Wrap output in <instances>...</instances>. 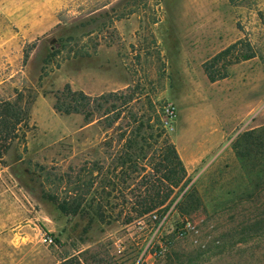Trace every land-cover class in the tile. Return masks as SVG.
I'll use <instances>...</instances> for the list:
<instances>
[{"label": "rangeland", "instance_id": "374dc122", "mask_svg": "<svg viewBox=\"0 0 264 264\" xmlns=\"http://www.w3.org/2000/svg\"><path fill=\"white\" fill-rule=\"evenodd\" d=\"M65 84L151 100L185 168L157 213L168 214L167 248L139 264H264V180L234 147L264 127V0H0V98L34 96L25 150L0 163V264H136L152 226L144 217L139 230L128 209L139 179L123 199L116 171L117 190L102 193L121 126L55 112ZM42 193L78 199L79 212L61 213ZM182 221L190 228L177 238Z\"/></svg>", "mask_w": 264, "mask_h": 264}, {"label": "trees", "instance_id": "16d2710c", "mask_svg": "<svg viewBox=\"0 0 264 264\" xmlns=\"http://www.w3.org/2000/svg\"><path fill=\"white\" fill-rule=\"evenodd\" d=\"M227 52L228 50L221 52L215 58ZM250 57L244 56L243 59ZM26 59L27 53L24 52L23 62ZM207 77L210 82H214L224 76L208 73ZM33 99L34 96H29V99L25 100L21 92L15 94L13 99L0 98V163L15 145H21L25 150V130L28 127L29 107ZM53 99L52 107L55 112L65 116L81 115L86 125L96 123L104 125L105 128H112L115 124L121 126L118 128V139L122 146L108 172L109 179H105L102 185L104 189L111 187L109 192L105 193L103 190L102 193L106 197L110 196L111 191L117 190L116 184L110 179L117 176L114 174L117 171L118 185L120 184L118 193L123 199V192L129 187L127 183L132 184L139 179L138 187L132 194L134 201L128 208L134 217L140 218L153 211H165L169 207L174 190L185 178L186 171L174 145L164 132L163 115L155 114V106L151 100H141L135 89L130 87L125 91L90 96L80 90H72L68 84L53 93ZM234 147L238 156L245 158V167H259L257 179L263 181L264 127L243 132L238 136ZM94 171L101 173L102 166L94 163L91 172ZM191 195L192 193H188L184 199L190 198ZM42 198H46L66 215L77 214L81 205L78 199H63L58 202L54 197L43 193ZM191 201L190 199L189 202ZM123 203L125 204L124 200ZM97 207L101 210L102 206L99 204ZM98 214L102 217L101 212ZM126 220L130 222L133 218L128 217ZM59 264L81 263L79 257H71Z\"/></svg>", "mask_w": 264, "mask_h": 264}, {"label": "built area", "instance_id": "2783aa9c", "mask_svg": "<svg viewBox=\"0 0 264 264\" xmlns=\"http://www.w3.org/2000/svg\"><path fill=\"white\" fill-rule=\"evenodd\" d=\"M171 111L168 109L165 110V114L169 115ZM173 208H170V212ZM158 212L153 211L150 212L149 214L140 217L139 219L136 220V227L139 230L144 231V217H147L149 222L151 223V228L149 230V236L147 240L145 241V246L140 254L139 260L137 261L136 264H139V262H143L144 257H149V258H158L164 254V251L167 248V241L166 239H161L159 238V234L161 232V229L164 227L165 222H166V216L168 215L167 212L162 213L160 216L157 214ZM169 213V212H168ZM190 228L189 222H180L179 226L175 228V236L177 238H182L184 237L188 230ZM41 241L43 243L50 244L52 242L51 237L49 235H44L41 238Z\"/></svg>", "mask_w": 264, "mask_h": 264}]
</instances>
